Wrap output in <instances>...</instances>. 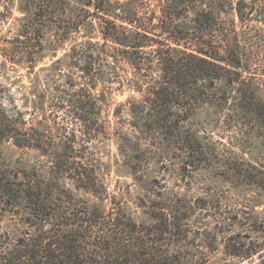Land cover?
<instances>
[{
	"label": "rangeland",
	"instance_id": "1",
	"mask_svg": "<svg viewBox=\"0 0 264 264\" xmlns=\"http://www.w3.org/2000/svg\"><path fill=\"white\" fill-rule=\"evenodd\" d=\"M228 1L234 0H225V15L236 18ZM210 2L0 0V107L18 114L19 127L35 128L51 140L45 138L50 147L43 153L0 138V169L20 178L27 172L42 182L48 202L62 201L68 208L124 213L141 224L156 222L154 214L180 211L185 233L178 231L182 238L173 236L170 248L179 251L185 264H261L264 251L254 250L264 247V188L249 181L242 166L264 165L262 128L230 120L227 104L202 103L180 123L197 141L168 142L147 101L160 63L151 57L138 69L131 64L136 54L125 46L141 40L153 47L195 48L210 37L194 21L201 9L214 8ZM107 30L112 36L123 30L126 39L108 37L104 42ZM88 42L105 43L117 56L107 58L118 74L111 79L114 69L98 62L89 70L99 78L90 86L102 124L91 135L55 105L56 95L71 91V77L77 86L81 81L72 46ZM150 48H143L149 56ZM260 60L264 68V50ZM67 155L82 160L94 180L81 178L85 185L95 183V193L76 185ZM179 200L181 208H159ZM23 213L0 204V228L20 234L26 227Z\"/></svg>",
	"mask_w": 264,
	"mask_h": 264
},
{
	"label": "trees",
	"instance_id": "2",
	"mask_svg": "<svg viewBox=\"0 0 264 264\" xmlns=\"http://www.w3.org/2000/svg\"><path fill=\"white\" fill-rule=\"evenodd\" d=\"M224 2L211 0L213 9L197 12L195 28L199 32L208 31L210 37L202 38L195 48L180 49L165 43L153 47L141 40L125 44L137 56V60L131 61L134 67L144 69V59L151 61V57L160 63L159 78L150 84L147 101L170 143L195 142L180 123L202 103L219 107L227 104L230 120L250 127L257 125L264 137V68L260 65L264 50V0L228 1L236 18L225 15ZM106 21L111 29H116L114 23ZM103 33L104 42L108 37L126 39L123 30L116 36L110 30ZM104 44L88 42L72 46L73 66L81 70V81L77 86L71 77L68 82L71 91L64 90L55 97V105L67 110L77 129L89 135L102 127L99 106L90 86L99 78L89 70L95 62L103 63L114 69L109 74L111 79L118 77L114 62L107 58L117 56ZM146 45H151V56L143 49ZM175 107L180 110L175 111ZM20 122L18 114H8L0 107V138L46 153L50 142L46 143L45 138L51 141L49 136L35 128H21ZM199 150L202 151L200 147ZM75 157L67 155L65 160L67 167L74 169L76 185L95 193V183L85 185L81 178L82 175L91 178L87 167ZM247 165L242 166L243 175L264 188V165ZM41 183L27 172L20 178L17 172L11 177L6 169H0V204L14 214L25 211L20 216L26 223L18 235L0 228V264H185L179 251L170 248L173 236L182 238L178 232L183 228L179 224L180 211L174 210L172 216L160 212L153 215L156 218L153 224H141L124 213L104 214L98 208H68L62 201L48 202ZM162 204L159 208L183 207L182 200ZM254 251L262 252L264 247Z\"/></svg>",
	"mask_w": 264,
	"mask_h": 264
}]
</instances>
